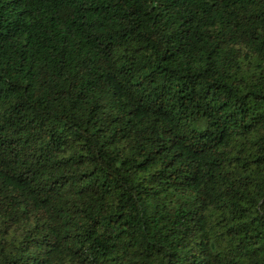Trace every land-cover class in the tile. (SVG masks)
<instances>
[{
  "label": "trees",
  "instance_id": "16d2710c",
  "mask_svg": "<svg viewBox=\"0 0 264 264\" xmlns=\"http://www.w3.org/2000/svg\"><path fill=\"white\" fill-rule=\"evenodd\" d=\"M0 264H264V0H0Z\"/></svg>",
  "mask_w": 264,
  "mask_h": 264
}]
</instances>
